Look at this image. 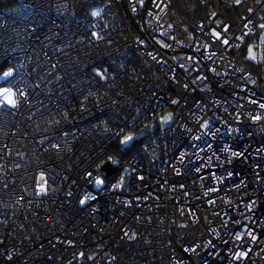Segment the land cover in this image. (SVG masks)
Here are the masks:
<instances>
[{
    "label": "built area",
    "instance_id": "built-area-1",
    "mask_svg": "<svg viewBox=\"0 0 264 264\" xmlns=\"http://www.w3.org/2000/svg\"><path fill=\"white\" fill-rule=\"evenodd\" d=\"M261 25L264 0H0V264H264Z\"/></svg>",
    "mask_w": 264,
    "mask_h": 264
},
{
    "label": "trees",
    "instance_id": "trees-1",
    "mask_svg": "<svg viewBox=\"0 0 264 264\" xmlns=\"http://www.w3.org/2000/svg\"><path fill=\"white\" fill-rule=\"evenodd\" d=\"M254 0H171L172 7L181 15H197L206 17L210 14L213 7L218 5L226 13L228 19H236ZM3 84V82L1 83ZM140 144V139H134L128 145L124 156H128Z\"/></svg>",
    "mask_w": 264,
    "mask_h": 264
},
{
    "label": "rangeland",
    "instance_id": "rangeland-1",
    "mask_svg": "<svg viewBox=\"0 0 264 264\" xmlns=\"http://www.w3.org/2000/svg\"><path fill=\"white\" fill-rule=\"evenodd\" d=\"M214 8V7H213ZM92 15H97L99 14L98 10H94L91 12ZM253 45L252 43H249L247 47V52L245 55V58L249 61H253L255 57V51L253 50ZM251 49V52L249 51ZM13 75V70L11 68H6L4 71L0 72V82H3V84L0 85V100L3 101L7 105H12L14 102V93L13 91L9 88V79ZM172 121V114L171 112H166L163 114L160 119H159V126L160 128H165L168 127L171 124ZM131 139L126 140L124 139V142H130ZM131 144V142L129 143Z\"/></svg>",
    "mask_w": 264,
    "mask_h": 264
},
{
    "label": "water",
    "instance_id": "water-1",
    "mask_svg": "<svg viewBox=\"0 0 264 264\" xmlns=\"http://www.w3.org/2000/svg\"><path fill=\"white\" fill-rule=\"evenodd\" d=\"M101 169L107 174V177L115 173V170L108 163L104 164Z\"/></svg>",
    "mask_w": 264,
    "mask_h": 264
},
{
    "label": "snow or ice",
    "instance_id": "snow-or-ice-1",
    "mask_svg": "<svg viewBox=\"0 0 264 264\" xmlns=\"http://www.w3.org/2000/svg\"><path fill=\"white\" fill-rule=\"evenodd\" d=\"M261 27H264V25H261ZM249 51L251 52V49H249ZM253 58H255V57H253ZM128 139H131V137L126 138V140H128ZM98 183H99V181H98ZM81 203H83V201H81Z\"/></svg>",
    "mask_w": 264,
    "mask_h": 264
}]
</instances>
